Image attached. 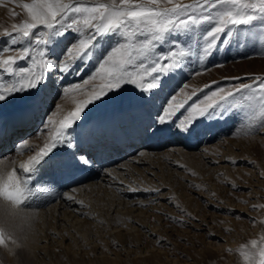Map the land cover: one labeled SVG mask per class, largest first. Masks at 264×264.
I'll use <instances>...</instances> for the list:
<instances>
[{
  "label": "snow or ice",
  "instance_id": "6c2138e0",
  "mask_svg": "<svg viewBox=\"0 0 264 264\" xmlns=\"http://www.w3.org/2000/svg\"><path fill=\"white\" fill-rule=\"evenodd\" d=\"M0 7H6L11 18L22 17L3 29L0 140L9 125L20 132L36 120L40 121L37 136L43 138L40 145H33L31 137L16 142L13 152L17 155L33 153L18 169L12 160L11 170L5 173L10 154L0 156V199L13 207L20 208L41 195L77 204L74 211L87 207L74 195L78 188L57 193L49 183L33 185L32 180L41 166H47L60 177L82 184L79 178L96 169L99 153L84 150L94 138L86 115L93 107L113 104L133 113L139 121L134 131L144 139L178 136L202 141L211 134L223 142L219 126L233 117L236 122L229 136L264 133V74L252 75V82L215 87L199 99H194L199 92L218 82L203 88L186 81L176 83L193 57L199 66L191 77L207 73L208 61L221 51L251 48L264 57V0H0ZM89 64L94 68L86 78L64 82L66 77L82 75ZM223 66V62L212 65ZM70 96L74 107L55 119L64 111L61 102ZM137 156L142 158L145 152ZM118 167L123 170L122 165ZM100 171L113 181L108 187L121 185L115 188L118 195L138 191L162 195L158 187L125 185L114 171ZM84 190L90 189L85 186ZM157 202L150 199L147 203ZM137 203L147 207L144 201ZM258 208L264 204L253 205V210ZM9 239L0 230V246ZM237 251L243 264H264V236Z\"/></svg>",
  "mask_w": 264,
  "mask_h": 264
},
{
  "label": "rangeland",
  "instance_id": "374dc122",
  "mask_svg": "<svg viewBox=\"0 0 264 264\" xmlns=\"http://www.w3.org/2000/svg\"><path fill=\"white\" fill-rule=\"evenodd\" d=\"M5 22L6 19L1 18L0 27ZM0 35V47H3V32L0 31ZM164 47L167 49L168 45ZM195 61L193 57L176 83L186 81L199 88L211 81L218 84L199 92L194 99L215 87L252 82V75L264 74V57L251 48L227 54L221 51L208 61L207 73L191 77L199 66ZM218 62H223L224 66L212 67ZM93 68L64 82L79 83ZM235 77L240 79H231ZM67 101L73 102L71 96L61 104ZM235 122L236 117H233L219 126L220 136L225 137L223 142L211 134L202 141L178 137L177 141L151 149L155 152L147 154V158L139 157L124 165L123 170L117 169L115 175L125 185L135 182L144 188L158 187L162 195L143 191L118 195L115 188L121 185L110 188L108 184L113 181L109 180L106 185L80 194L87 205L81 211L88 215L80 214V222L72 226L69 224L72 217L69 221L67 218V227L53 219L54 214L49 211L54 196L41 195L20 208L0 199V230L10 237L6 245L0 246V264H243L237 250L264 236V208L253 210V205L264 204V176L261 175L264 172V133L248 138L229 136ZM37 129L24 138L32 140ZM14 145L0 153V156L10 154L5 173L13 166L11 161L18 160ZM142 148H145L142 143L136 147L137 150ZM44 182L55 192L60 190L55 176L38 169L32 184ZM150 199L158 202L148 204ZM138 201H144L147 207H140ZM26 213L32 215L27 217ZM168 216L175 217L176 221ZM250 218L257 222L253 223Z\"/></svg>",
  "mask_w": 264,
  "mask_h": 264
},
{
  "label": "bare ground",
  "instance_id": "6f19581e",
  "mask_svg": "<svg viewBox=\"0 0 264 264\" xmlns=\"http://www.w3.org/2000/svg\"><path fill=\"white\" fill-rule=\"evenodd\" d=\"M8 7H14L17 12L21 11V9L16 5H8ZM1 18L6 19V22L0 27L1 32H3V29L10 28L13 23H18L22 19V17L11 18L8 14V10L6 7L0 8V19ZM2 39H4V38H2ZM20 62H23L22 64H20V66H25V64H26L25 61H20ZM254 62L255 61H252L251 63H254ZM93 66H94L93 64H89L88 68L85 71L91 69ZM252 68H255V66H253ZM74 77L76 78L77 76L72 75V76L66 77L65 79L71 80ZM3 79L7 82V80L9 78L6 75L3 77ZM62 107H63L64 111L62 113L58 114L55 117V119H59L60 116H62L63 114H66L67 111L71 110L74 107V102L67 101L64 104H62ZM8 111H9V108L7 106H5L4 112H8ZM6 115L7 114H5V116ZM86 115L91 121L89 128L94 131V138L91 141V144H85L84 150L90 151L93 153H99V155L97 156L98 163L96 165V169L93 172L86 173L85 176H82L79 179V181H82V184H81L78 181H72V180L60 177L50 167L41 166L39 168V169H43L44 174L55 176V180L57 182L56 184L59 186V189H60L57 193H69L72 188L80 189L78 192L74 193L77 200H82L81 199L82 195L80 197V194L82 192L84 193V191H86V190H84L85 186L88 189H92L93 187L98 186V185L101 186L110 180L108 176L103 175V173L100 171L101 168L108 170V171H114V175H115L117 173L116 172L117 169H119L118 166H121V165L124 166L127 164H131L132 161H135V160L137 161V158L140 159L137 156V153L139 151H144L146 154L145 155V157H146L147 154L149 155V153L153 152V151H151V149H155L159 146L168 144L170 142L177 141V139H178V136L167 137L163 140H153V139L141 138L134 131V129L136 128V126L139 122L137 117L131 112L122 111L119 108V106H117V105L108 104V105H101L98 107H93L89 112L86 113ZM39 123H40V121L36 120V121L32 122L30 125H28L23 131H20V132L13 131L11 126L9 125V127L7 129V134L4 136V138L2 140H0V153L9 149L12 145H14V143L16 141L21 140V139H25L24 138L25 136L29 135L33 130L38 128ZM126 124H127V126L124 127L123 125H126ZM31 143L33 145H40L43 143V138L38 137L36 135L31 140ZM140 143H142V145L145 148L144 149L142 148V150H139L140 149L139 148L137 150L136 147ZM148 149H150V150H148ZM154 152H153V154H154ZM31 154H32V152L26 151V153H23L22 155H18V160L16 161L14 166L18 169L19 164L22 163ZM149 161H150V159H149ZM85 177H90V178H85ZM21 178L23 179V177H21ZM49 180H52V179H49ZM52 181H54V178ZM53 183H55V182H53ZM53 183H51V184H53ZM46 201H47V199H46ZM53 201L51 203V205L53 204L51 211H49L50 209H48V208H47L48 209L47 211L51 212V214L52 213L54 214L53 219L55 218V219L59 220L60 226L66 225L65 223H68V221L70 220V217H72V220L69 221L70 226H72L74 222H78V221L80 222V218H78V217L80 216V213H82L81 210L83 208H80L79 211H74V209L78 208L77 204L69 203V202H66L65 200L57 199L56 197L53 198ZM49 204L50 203H48V205ZM35 205L36 204H34V206ZM74 205L77 207H75ZM32 210H34V209H32ZM42 211L39 212V217H41L40 214L42 213ZM25 212H27V211H25ZM31 212H33V211H31ZM37 212H38V209H37ZM45 213H47V212H44V214ZM29 214L26 213L25 216L28 217V216L32 215V213L30 215ZM35 215H38V214H35ZM68 217H69V219L67 221ZM66 227H67V225H66ZM64 231H65V229H64ZM62 232H63V230H62ZM38 251H40V250H38ZM41 252H42V250H41ZM43 256H44V252H43Z\"/></svg>",
  "mask_w": 264,
  "mask_h": 264
}]
</instances>
